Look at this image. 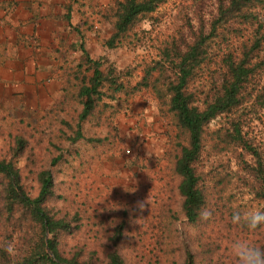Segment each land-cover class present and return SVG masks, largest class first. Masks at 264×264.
Wrapping results in <instances>:
<instances>
[{"label": "rangeland", "instance_id": "rangeland-1", "mask_svg": "<svg viewBox=\"0 0 264 264\" xmlns=\"http://www.w3.org/2000/svg\"><path fill=\"white\" fill-rule=\"evenodd\" d=\"M116 2L100 11L104 24L96 32L99 40L91 58L100 63L104 76L113 73L120 91H106L90 116L79 122L85 102L79 91L93 75L90 65L79 70L68 96L47 114L15 109L10 117L0 115V160L18 170L20 186L29 197L39 191L38 173H51L53 195L45 211L55 220L71 223L72 229L45 240H54L66 260L107 264L108 255L116 253L123 264H236L231 243L246 240L264 248V227L249 230L233 224L232 215L264 211V203L254 191V159L234 140L233 132L238 126L264 164V109H238L205 127L196 163L205 205L198 220L189 223L173 171L175 146L186 143V134L176 128L168 112L169 97L162 85L173 75L166 54L174 61L173 54L183 51L196 34L207 35L216 2L168 0L108 47ZM221 36L210 41L206 61L190 82L198 104L205 97L209 100L221 82ZM146 72L148 87L131 95ZM153 131L166 137L157 157L145 155L156 150L150 142ZM4 184L0 176V262L13 264L21 254L35 251L41 231L28 213L18 210L9 215L3 209ZM9 244L15 245L14 255L6 251Z\"/></svg>", "mask_w": 264, "mask_h": 264}, {"label": "trees", "instance_id": "trees-1", "mask_svg": "<svg viewBox=\"0 0 264 264\" xmlns=\"http://www.w3.org/2000/svg\"><path fill=\"white\" fill-rule=\"evenodd\" d=\"M167 1L117 0L112 9L114 34L107 41V46L114 47V43L132 30L140 19L154 13ZM215 2L216 13L207 35L200 31L192 43L184 46L183 51L175 52L173 56L176 63L166 54L170 60L169 64L172 65L173 75L165 78L162 84L169 97L168 112L172 114L176 128L186 134V143H178L175 146L173 171L179 178L177 190L182 198V212L189 223L198 220L205 205L200 176L196 171L205 127L218 116L230 114L238 109L251 106L264 109V0ZM220 35L223 39L218 60L222 70L221 82L213 88L209 100L205 97V101L198 104L189 85L196 70L206 61L210 41ZM86 64L93 65L94 70L89 84L82 86L79 91V97L85 99L79 122L90 116L95 102L99 101L106 91L115 94L121 89V84L111 77L112 72L109 76H104L99 70V62L86 57ZM147 75L148 72L145 73L144 81L131 91V95L139 92L140 88L148 87ZM236 127L238 126L235 125L234 140L254 159V191L256 197L264 203V164L257 150L252 147L250 141L241 136ZM0 176L5 181L3 209L5 207L9 215H14L18 210L24 214L28 213L32 221L40 226L41 231L40 243L35 251L32 254H21L13 264H79L63 258L54 240H45L48 235L71 232L72 229L71 223L55 220L45 211L44 205L53 195L54 182L51 173L47 170L38 173L39 191L35 197H29L22 190L20 174L11 162L0 160ZM120 230L121 227L117 230L116 237H119ZM0 264L12 263L5 261ZM107 264H123V261L118 254L111 253L108 255Z\"/></svg>", "mask_w": 264, "mask_h": 264}, {"label": "crops", "instance_id": "crops-1", "mask_svg": "<svg viewBox=\"0 0 264 264\" xmlns=\"http://www.w3.org/2000/svg\"><path fill=\"white\" fill-rule=\"evenodd\" d=\"M112 2L0 0V115L10 117L15 109L45 115L68 96L79 70L90 66L86 57L92 60L104 24L100 11ZM153 132L156 150L145 155L157 157L166 137Z\"/></svg>", "mask_w": 264, "mask_h": 264}, {"label": "clouds", "instance_id": "clouds-1", "mask_svg": "<svg viewBox=\"0 0 264 264\" xmlns=\"http://www.w3.org/2000/svg\"><path fill=\"white\" fill-rule=\"evenodd\" d=\"M141 210L143 204L139 205ZM202 218H207L202 216ZM232 223L246 226L249 230L264 227V211H235L232 215ZM231 254L236 259V264H264V248L255 246L246 240H235L231 243ZM6 251L9 255L16 252L15 245L9 244Z\"/></svg>", "mask_w": 264, "mask_h": 264}]
</instances>
